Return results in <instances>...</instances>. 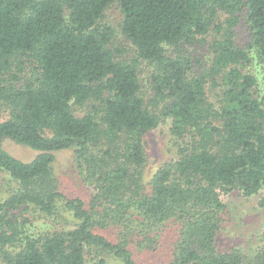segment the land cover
<instances>
[{"label": "trees", "instance_id": "obj_1", "mask_svg": "<svg viewBox=\"0 0 264 264\" xmlns=\"http://www.w3.org/2000/svg\"><path fill=\"white\" fill-rule=\"evenodd\" d=\"M251 53L264 69V0H0V167L19 184L0 198V264H264V231L252 254L218 245L226 194L264 204ZM166 121L176 156L146 179L145 138ZM4 138L39 153L23 161ZM70 149L88 198L61 188L56 153Z\"/></svg>", "mask_w": 264, "mask_h": 264}, {"label": "rangeland", "instance_id": "obj_2", "mask_svg": "<svg viewBox=\"0 0 264 264\" xmlns=\"http://www.w3.org/2000/svg\"><path fill=\"white\" fill-rule=\"evenodd\" d=\"M107 20L114 25H119L122 20V14L117 6H113L107 15ZM235 39L238 45L247 48L250 40L247 27L243 21H240L235 28ZM115 45L118 46L123 58L131 57L134 53L130 41L118 34L115 39ZM193 48L195 57H199L205 62L209 55L208 45H196ZM252 61L247 64L245 70L255 75L258 79V88L260 91L264 88L263 83V65L260 60L251 53ZM220 87L210 89V95L217 97ZM80 111H78V114ZM175 138L170 133V121L161 123L154 128L145 138V144L148 152V163L146 170V179H149L155 171L162 165L176 156L177 146ZM3 147L12 155L23 161H31L39 151L23 144H19L10 138H4L1 141ZM55 171L61 180V188L70 196H81L88 198L93 192L90 184L86 183L76 167L73 150H61L56 153ZM19 184L12 176L0 167V198L8 195L9 189H16ZM263 193L252 196H244L238 191H233L224 196L227 202L228 213L224 228L219 233L218 245L221 249L238 247L246 253L252 254L260 244V237L264 231V204H262ZM37 226H44L42 221H38ZM42 223V224H41ZM171 241V240H170ZM155 254L138 256L140 263L152 259ZM149 261V260H148ZM111 264H122L118 259H110Z\"/></svg>", "mask_w": 264, "mask_h": 264}]
</instances>
